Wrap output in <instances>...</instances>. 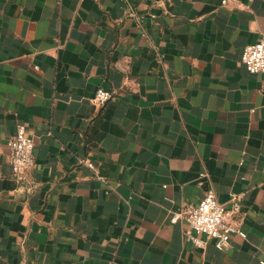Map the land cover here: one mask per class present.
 <instances>
[{
    "label": "crops",
    "instance_id": "obj_1",
    "mask_svg": "<svg viewBox=\"0 0 264 264\" xmlns=\"http://www.w3.org/2000/svg\"><path fill=\"white\" fill-rule=\"evenodd\" d=\"M263 34L264 0H0V264H264ZM208 190L241 204L225 251L171 222Z\"/></svg>",
    "mask_w": 264,
    "mask_h": 264
},
{
    "label": "built area",
    "instance_id": "obj_2",
    "mask_svg": "<svg viewBox=\"0 0 264 264\" xmlns=\"http://www.w3.org/2000/svg\"><path fill=\"white\" fill-rule=\"evenodd\" d=\"M123 1L129 3L132 0ZM229 1L222 0V4L227 5ZM155 17L153 15V18ZM241 61L249 74L260 75L264 79V34L255 44L244 48ZM112 97V92L98 89L92 102L99 108H103ZM9 147L12 175L17 183L22 184L26 181L29 171L35 166L36 160L35 144L33 138L27 133L26 125L17 126ZM81 163L94 169L93 164L87 160H82ZM240 211L241 204L237 196H233L228 205L221 203L213 190H208L197 205L187 204L182 212L175 213L171 222L185 220L187 229L184 237L193 246L203 248L207 241L214 240L216 248L225 251L229 249L233 235L247 237L243 223L239 219ZM109 264L116 263L111 260Z\"/></svg>",
    "mask_w": 264,
    "mask_h": 264
}]
</instances>
